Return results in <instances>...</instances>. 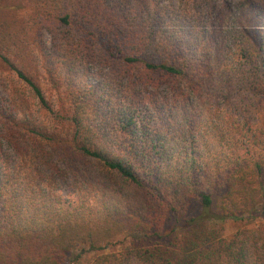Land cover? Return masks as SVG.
I'll use <instances>...</instances> for the list:
<instances>
[{"label":"trees","instance_id":"trees-1","mask_svg":"<svg viewBox=\"0 0 264 264\" xmlns=\"http://www.w3.org/2000/svg\"><path fill=\"white\" fill-rule=\"evenodd\" d=\"M0 139V264H264V0H0Z\"/></svg>","mask_w":264,"mask_h":264},{"label":"rangeland","instance_id":"rangeland-1","mask_svg":"<svg viewBox=\"0 0 264 264\" xmlns=\"http://www.w3.org/2000/svg\"><path fill=\"white\" fill-rule=\"evenodd\" d=\"M168 1H172L175 5H179L180 0H168ZM45 40L47 41V43L49 42V37L46 36ZM138 119L140 120L139 123H146V120L143 121L144 117H143V113H139L137 114ZM142 120V121H141ZM11 151L9 150L8 146L6 145V143L3 142V140L0 139V155H10ZM0 156V157H1ZM58 189L62 195V197L65 200H72L74 193L73 190L71 188L70 185V179L68 178V176H65L64 178H59L58 180ZM1 201H0V211H1ZM262 222H264V220H260L259 222L257 221H252L250 224H247L245 221H232V220H226L224 222H216V223H210V227L211 228H216V226L218 225H222L224 227V235L225 237H230L233 233H235L236 231L242 229V228H246V227H257L259 224H261ZM246 223V224H245ZM129 235V234H128ZM128 235H123L121 237H119V242L118 244H116L115 246H113V250L117 251L120 250L122 245L125 244L126 241H128ZM124 243V244H122ZM109 249H106V252H108Z\"/></svg>","mask_w":264,"mask_h":264}]
</instances>
